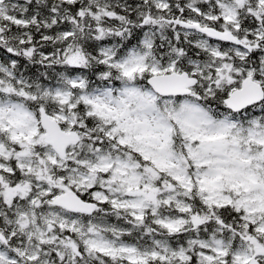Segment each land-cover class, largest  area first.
Here are the masks:
<instances>
[{
    "label": "snow or ice",
    "instance_id": "6c2138e0",
    "mask_svg": "<svg viewBox=\"0 0 264 264\" xmlns=\"http://www.w3.org/2000/svg\"><path fill=\"white\" fill-rule=\"evenodd\" d=\"M0 264H264V0H0Z\"/></svg>",
    "mask_w": 264,
    "mask_h": 264
}]
</instances>
